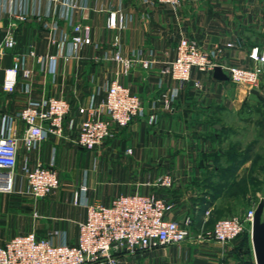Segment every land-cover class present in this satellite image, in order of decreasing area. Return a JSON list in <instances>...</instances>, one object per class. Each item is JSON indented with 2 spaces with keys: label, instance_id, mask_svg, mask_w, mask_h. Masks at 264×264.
<instances>
[{
  "label": "crops",
  "instance_id": "obj_1",
  "mask_svg": "<svg viewBox=\"0 0 264 264\" xmlns=\"http://www.w3.org/2000/svg\"><path fill=\"white\" fill-rule=\"evenodd\" d=\"M114 10L125 14V27L108 26V16ZM78 23L91 26V41L66 58L72 25ZM117 34L125 54L138 47H153L157 52L159 61L151 70L137 66L130 74L119 75L120 81L142 95L149 106L161 77L159 68L174 58L181 35L197 39L207 52L220 45L223 64L252 65L251 47L264 46V0H183L177 8L157 0H0V116L9 117L8 132L18 137L13 190L0 193V225H10L13 231L5 234L1 227L0 240L33 230L57 243H76L79 222L87 215L86 202L109 204L122 193L163 196L174 203L170 215L176 218L199 207L202 197L205 203L211 202L208 213L221 203L227 208L234 203L233 196L213 198L209 193L213 188L205 176L213 159L203 155L211 153L203 133L206 112L195 107L234 92L231 79L220 80L213 76V70L193 67L191 79L182 86L171 76H163L164 88L179 90L172 110L157 108L156 120L150 121L152 110L148 109L145 116H135L127 126H118L113 136L93 149L77 144L83 117L78 107L90 102L99 105L116 77L118 65L112 55ZM8 36L13 38L11 46L4 43ZM51 56L56 57L55 72ZM15 62V82L11 90L5 89V69ZM23 68L30 69V75L24 76ZM195 79H200L201 87L194 85ZM43 95L65 97L71 109L61 134L49 132L46 139L29 147L21 139L27 124L18 118L17 111L30 98ZM191 151L196 154L193 158L183 156ZM39 160L53 162L61 184L34 199L25 192L27 180L21 167L24 162L33 167ZM166 171L173 172L174 183L169 187L154 185Z\"/></svg>",
  "mask_w": 264,
  "mask_h": 264
},
{
  "label": "built area",
  "instance_id": "obj_2",
  "mask_svg": "<svg viewBox=\"0 0 264 264\" xmlns=\"http://www.w3.org/2000/svg\"><path fill=\"white\" fill-rule=\"evenodd\" d=\"M175 8L183 0H157ZM108 26L123 28L126 16L123 12L111 11ZM57 29L54 25V32ZM52 39H57L55 33ZM92 28L89 24L72 25V33L68 39V58L91 41ZM115 49L112 58L118 65L116 77L111 80L107 89V97L99 105L91 102L82 104L78 111L83 114L78 124L76 142L82 147L93 149L106 138L115 134L118 126H127L135 116H145L149 112L150 121L156 120L155 110L163 108L172 110L179 95L178 88H164L163 76L169 75L180 82L181 86L191 79L193 67L201 71L213 70L217 64L238 83H245L250 88L258 84L264 66V46L254 45L249 55L255 62L252 66L236 64L226 65L220 61L223 48L216 45L212 52L202 48L197 39L181 35L174 58L164 62L159 68L161 77L156 84V93L149 106L142 96L119 79V75L130 74L139 66L142 70H151L159 61L153 47H138L130 54L123 52L120 36L114 38ZM4 43L13 44L8 36ZM51 70L55 72L56 57L51 56ZM18 63L5 69L3 87L11 90L16 79ZM31 70L22 69L24 76ZM194 85L201 87L200 79ZM70 101L62 96L43 95L30 98L18 111V118L27 124L21 136L23 143L35 147L40 140L47 138L49 132L61 134L63 123L70 112ZM9 117L0 116V191L11 192L14 186L13 169L17 164V135L9 133L7 124ZM44 124H47L45 126ZM128 151H131L129 148ZM27 180V192L34 199L45 196L50 190L57 188L61 180L53 162L44 164L39 160L31 167L27 162L22 164ZM172 172H164L153 184L169 187L174 183ZM86 188L85 185L82 186ZM74 200L79 201L78 192ZM86 218L79 222V234L76 243L55 242L51 236H39L31 230L16 233L0 243V264H121L123 257L136 253L166 248L186 240L190 235L192 218L185 214L181 218L171 216L174 203L155 193L135 191L122 193L112 199L109 204L86 202ZM256 206H251L241 214L226 215L218 218L212 230L215 241L230 244L242 233L247 225L252 226ZM38 215V212H34Z\"/></svg>",
  "mask_w": 264,
  "mask_h": 264
},
{
  "label": "rangeland",
  "instance_id": "obj_3",
  "mask_svg": "<svg viewBox=\"0 0 264 264\" xmlns=\"http://www.w3.org/2000/svg\"><path fill=\"white\" fill-rule=\"evenodd\" d=\"M230 81L234 87L231 95H224L211 103L203 101L195 109L206 112L203 133L207 134V149L212 154L214 151L219 153L214 157L218 158L217 163L213 155L210 157L213 159L212 167L209 168L212 171L211 182L220 184V196H233L234 203L229 208L221 203L210 213H200L198 207L189 209L187 212L192 222L186 240L166 248L129 254L123 257L121 264H256L252 226L247 225L230 244L217 242L212 236L218 218L241 214L251 206H257L264 198V98L251 92L245 83ZM254 87L264 96V66L259 82ZM213 132H218L217 137H211ZM193 144H196L195 138ZM189 153L183 156L191 159L196 155L193 151ZM181 170L184 175L186 169L182 167ZM206 174L210 172L206 170ZM179 210L184 213L182 209ZM0 228H4L5 234L13 231L10 225H0ZM7 237L4 236L0 241Z\"/></svg>",
  "mask_w": 264,
  "mask_h": 264
},
{
  "label": "water",
  "instance_id": "obj_4",
  "mask_svg": "<svg viewBox=\"0 0 264 264\" xmlns=\"http://www.w3.org/2000/svg\"><path fill=\"white\" fill-rule=\"evenodd\" d=\"M213 76L220 80L231 79L230 75L223 69L222 65L220 64L214 66ZM250 91L257 94L261 98H264L263 94L258 88L251 87ZM263 210L264 198H262L257 204L252 222L251 238L256 264H264V219L262 218Z\"/></svg>",
  "mask_w": 264,
  "mask_h": 264
},
{
  "label": "trees",
  "instance_id": "obj_5",
  "mask_svg": "<svg viewBox=\"0 0 264 264\" xmlns=\"http://www.w3.org/2000/svg\"><path fill=\"white\" fill-rule=\"evenodd\" d=\"M142 96V95H141ZM142 98H143V96H142ZM214 125V124H213ZM211 135V137H213V138H215V137H217V135H218V132H213V133H211L210 134ZM218 152H216V151H214L213 152V154L211 153V154H207V153H203V155L205 156V157H209V156H211L212 157V155H213V158L215 157V156H218ZM214 161L217 163L218 162V158L216 157V158H214ZM218 165H214V167H217ZM207 170L210 172V174H206L205 176H206V179L207 180H209V183H208V185H209V187H212L213 188V190L211 191V190H209V193H211V196L213 197V198H216L217 196H219L220 195V193H221V188H220V184H214V182H211V169L209 170L208 168H207ZM242 192L244 193V191L242 190ZM235 195V194H234ZM201 202V205L198 207V209H199V211H200V213H204V212H206V210H207V208H208V206H209V203H211V202H208V203H205V197H202V200L200 201ZM195 208H197V207H195ZM241 234V233H240Z\"/></svg>",
  "mask_w": 264,
  "mask_h": 264
}]
</instances>
